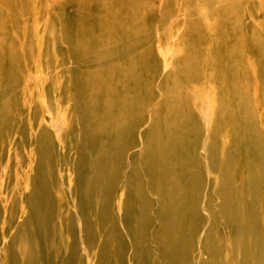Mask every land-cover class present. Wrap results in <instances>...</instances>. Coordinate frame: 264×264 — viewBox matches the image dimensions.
<instances>
[{"label": "bare ground", "instance_id": "bare-ground-1", "mask_svg": "<svg viewBox=\"0 0 264 264\" xmlns=\"http://www.w3.org/2000/svg\"><path fill=\"white\" fill-rule=\"evenodd\" d=\"M0 264H264V0H0Z\"/></svg>", "mask_w": 264, "mask_h": 264}, {"label": "rangeland", "instance_id": "rangeland-1", "mask_svg": "<svg viewBox=\"0 0 264 264\" xmlns=\"http://www.w3.org/2000/svg\"><path fill=\"white\" fill-rule=\"evenodd\" d=\"M44 235H45V234H43V238H42V239H43V240L46 239V240H45V246H48V240L51 239V238H53V237H54V240L52 239L53 241L57 242V240H58V231H57V230H55V235H53V236H51V237H49V236L46 237V236H44ZM47 239H48V240H47Z\"/></svg>", "mask_w": 264, "mask_h": 264}]
</instances>
